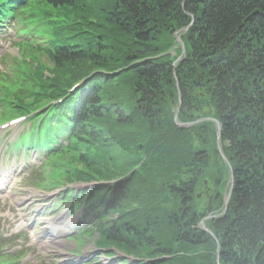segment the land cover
Masks as SVG:
<instances>
[{"label": "trees", "instance_id": "obj_1", "mask_svg": "<svg viewBox=\"0 0 264 264\" xmlns=\"http://www.w3.org/2000/svg\"><path fill=\"white\" fill-rule=\"evenodd\" d=\"M191 15L183 55L175 34ZM4 16L39 59L22 111L44 108L33 134L45 147L67 139V182H100L74 204L101 210L106 256L114 247L137 259L122 264H264V0H0ZM179 96L186 127L174 120ZM212 119L234 175L224 214L230 171ZM213 213L211 235L199 224Z\"/></svg>", "mask_w": 264, "mask_h": 264}, {"label": "rangeland", "instance_id": "obj_2", "mask_svg": "<svg viewBox=\"0 0 264 264\" xmlns=\"http://www.w3.org/2000/svg\"><path fill=\"white\" fill-rule=\"evenodd\" d=\"M3 29L5 32L0 33V52L7 55L5 59L0 58V172L16 176L14 173L16 161L11 163L13 152L2 156L6 150L5 145L10 150V144L14 139L13 134L7 135L10 134L7 130L15 126L16 131L19 129L18 123L16 125L10 123L18 117L17 112L12 110V105L18 98L23 99L25 105H31L38 90L37 87L33 88L34 92L29 95L33 83H37V80L34 82L30 77L35 65L15 60L18 56L15 42L20 41L25 35L17 36L15 34L17 29L13 28L12 24L5 25ZM172 53L175 55L176 52L172 50ZM40 60L50 66L49 59L44 55H41ZM34 151L31 156H34V161L39 162L42 159L39 158L38 150ZM68 162L69 155L63 163ZM18 166L21 168V165ZM29 175L24 169L18 171L16 185L12 183L13 188L6 189L4 195L0 196V239H8L6 244H0V264H13L14 261V264H89L94 253L100 251L95 246L96 236L77 234L80 212L73 216L65 207V210L56 214L55 201L63 188L44 191L33 187L26 180ZM20 180H24L23 186L20 185ZM61 185L62 181L58 186ZM70 187L82 188L83 183ZM227 187L228 185L225 189ZM111 250L114 251L115 257L108 260L101 256L100 262L106 264L112 259L116 264H122L125 260L129 263L137 261L133 256L127 257L118 249Z\"/></svg>", "mask_w": 264, "mask_h": 264}, {"label": "water", "instance_id": "obj_3", "mask_svg": "<svg viewBox=\"0 0 264 264\" xmlns=\"http://www.w3.org/2000/svg\"><path fill=\"white\" fill-rule=\"evenodd\" d=\"M175 119H177V113H176V115H175ZM218 128H219V130H220L221 126L218 125ZM219 139H220V136H219V132H218V141H219ZM231 190H232V189L229 190L228 195L226 196V208H227V202H228V199H229L230 194H231Z\"/></svg>", "mask_w": 264, "mask_h": 264}]
</instances>
